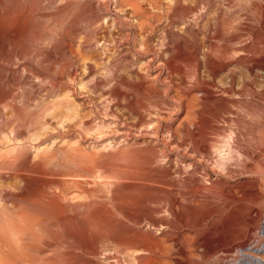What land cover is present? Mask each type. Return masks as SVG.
Instances as JSON below:
<instances>
[{
	"label": "rangeland",
	"instance_id": "1",
	"mask_svg": "<svg viewBox=\"0 0 264 264\" xmlns=\"http://www.w3.org/2000/svg\"><path fill=\"white\" fill-rule=\"evenodd\" d=\"M14 2H19L23 13L32 9L36 35L31 34L32 40L27 37L30 24L26 23L16 43L10 34L0 46V264H63V255L78 264H136L133 255L140 252L134 247L104 236L77 244L57 225L40 223L24 203L34 187H41L39 201L57 195L96 198L116 219L160 236L169 229L151 226L148 210L158 211L157 220H171L165 203H150L148 208L146 202H137L136 225L112 207L107 188L113 187L118 174L133 171L141 186L171 187L177 203L184 200L181 191L186 192L191 179H197L194 187H210L214 181L234 187L249 184L248 201H235L229 208L245 207L250 228L260 213L264 224V203L254 199L264 194V151L261 157L241 153L234 140L227 175L215 167L216 153L197 157L189 139L203 123L234 137L237 124L252 121L246 102H263L264 66L251 71L241 59L255 57L245 52L253 45H259L264 58V0H141L140 18L130 6L115 0H84L83 15L70 23L64 15H53L60 0H41L34 8L24 0H10L7 17L17 13ZM1 9L2 5L0 13ZM182 9L189 13L182 14ZM90 18L95 23L88 29ZM90 30L96 35L90 36ZM253 33L259 34L262 44H256ZM88 64L93 65L90 72ZM231 87L233 94L225 93ZM260 124L264 126V111ZM74 147L94 154L120 149L153 153L147 165L135 170L117 165L109 171L91 158L82 171L53 176L47 165L45 183L28 168ZM258 162L263 168L258 173L250 172L249 166L242 168ZM156 170L169 172L159 175ZM230 195L242 197L240 189ZM216 221L219 216L213 214L197 230L209 225L216 231L212 225ZM182 230L172 231L179 234L176 241L158 237L161 264L238 258L241 241L229 238L227 229L217 233L213 250L191 244L185 252L182 245L196 233ZM253 234L244 246L252 245Z\"/></svg>",
	"mask_w": 264,
	"mask_h": 264
},
{
	"label": "bare ground",
	"instance_id": "2",
	"mask_svg": "<svg viewBox=\"0 0 264 264\" xmlns=\"http://www.w3.org/2000/svg\"><path fill=\"white\" fill-rule=\"evenodd\" d=\"M39 1L41 2V0H24V2H27L32 7H35ZM83 1L84 0H60V5L58 7L53 8V10L51 9L52 7L50 9L53 11L55 17L58 15H64L66 23H70V21L75 22V20L80 18L84 13L85 2ZM139 1L141 0H115V4L122 6L126 4V6H130L135 17L140 18L143 13ZM51 3L52 2H50L49 6L53 4ZM0 5H2V13H0V46L2 45L3 40L10 34H13L12 37L16 43L20 39L21 31H23L21 27L26 23L30 24V31L29 33L27 32V37H30L29 39L32 40L33 35L31 36V34L36 35L34 33L36 28L33 24V22H36L33 21L32 9L27 8L26 13H23L24 11L22 12V9L19 8V2H14L13 6L15 7L14 9L17 10V13L12 12L11 16L7 17L6 11L11 5L10 0H0ZM181 12L182 14H188L189 9H182ZM89 20L90 21L86 23V28L88 29H90L95 23L94 21L92 22L91 18ZM89 33L90 36L96 35L95 30H90ZM253 36L256 40L260 38L258 33H253ZM86 43H89V41H86ZM257 43L262 44L261 40H258L256 44ZM15 46L16 45L12 47L15 48ZM259 51V45L250 46L245 52L254 53L255 57L253 59H241L244 64L249 66L251 71L257 66H264V58L262 57L263 53H260ZM68 53H71L70 50ZM71 54L76 56V53L73 51ZM87 69L89 72L92 71L93 65L88 64ZM225 93L233 94V88L231 87L225 91ZM262 101V103L253 101L246 102L245 106L252 114V121L240 122L237 124L238 131L234 134V137L232 135L225 137L218 129L209 126L207 123L201 124L197 129V134H194L189 138L191 140L192 150L196 156L205 158L216 153L218 160L215 167L219 169L220 172H225L227 175L230 174L228 169L229 162L234 158V151L231 143L234 142V140L237 141V150L239 152H246L248 155L255 156L256 154L257 156H260V152L264 151V126L260 124V118L264 111V100ZM151 151L153 153L152 149H150V151L137 149L125 151L124 149H120L115 152L94 154L87 150L84 151L80 148L74 147L70 148L68 151H64L62 154H56L55 158H43L38 163L28 168L41 175V177L39 176L40 178H37V181L45 183V166H51L52 172L54 171L53 173L57 172L58 174L61 171H82L87 166L88 161L91 158H95L97 162L99 160L101 164L108 167L109 171L116 170L117 165L129 166L135 170L136 167L138 168L147 165L149 160L148 156L151 155ZM154 157L157 156L155 155ZM21 160L23 164H28L25 154L21 155ZM245 166H249V170H251L250 172L253 171L255 173H258L263 169L259 162L244 165L242 168H246ZM168 172V170L155 171V173L159 175H165ZM53 173V176H58L56 173ZM116 179L117 180L113 183V187L107 188L109 199L114 210L118 211L122 217L127 218L128 221H131L132 224L136 225L139 223L138 220L140 217H138L135 211L137 202L144 205L146 202V207L148 208L150 203H165L168 207L167 212H169L172 219L157 220L155 218V213L158 211L148 210V223L155 227L167 226L169 230L164 231L161 235L167 240L171 239L174 241L177 240L179 234L177 233L176 235L172 231L181 232L183 231L182 229L189 231L194 229V232L196 233L195 238L190 241L186 240L182 245V251L185 252L186 248L191 244L196 248L199 245H202L205 249L213 250V242L218 238L217 236H219L217 233L224 232V230L227 229L225 233L229 238L235 239L233 241H241L238 247V258L233 262H224L223 260L222 262H208V264H264V224H261V213L259 214V220H255V226L253 225L254 227L250 228L251 225H247L250 223H247L248 210L245 207L237 205L233 208H229V205L235 201L241 204L248 201L246 198V191L250 187L246 186L249 184H238L234 187L229 185L227 181H214L211 183L210 187H203L201 185H199V187H194L193 183L197 182V179L196 181L191 179L188 181L189 183L187 184V187H184L186 192L181 191L184 200L177 203L171 187L153 186L151 189V187L147 185L141 186L137 184L136 181L138 178L135 171L123 175L118 174ZM50 182H53V180ZM198 182L201 181L198 180ZM40 189L41 187H34L33 193L24 201L26 207L40 217V223L57 225L60 231L66 235L68 239L73 240L77 244L83 243L82 245H84L86 242H93L98 236L108 237L137 249L140 254L133 255V260L136 264H161L158 260L159 258H157L158 255L156 254V249L160 248L161 245L158 240V237L161 235L157 236L156 233L151 230L140 231L137 227L134 228L135 226L129 225L120 219H116L113 212L105 211V202L97 201L96 198H70L57 195L46 201H39L38 194L39 191H41ZM235 189L241 190L242 197L240 199H237L234 195H230ZM201 191L207 193L202 197H197V194L201 193ZM103 197L106 198V195ZM75 199H77V201H75ZM254 199L264 203V194L260 196L258 195V197H255ZM184 202H187V204ZM209 204L213 208L209 207ZM178 207L179 210H177ZM141 210H144L143 205H141ZM213 214L218 215L220 219V221H216L212 224L216 227V231L209 230V225H207L205 230H197L199 227H203L207 223L209 217ZM252 234L255 236L254 242L252 245L244 246L245 241L248 240ZM61 262H63V264H78L73 263L72 259L67 255L62 256ZM190 264L193 263L190 262Z\"/></svg>",
	"mask_w": 264,
	"mask_h": 264
}]
</instances>
